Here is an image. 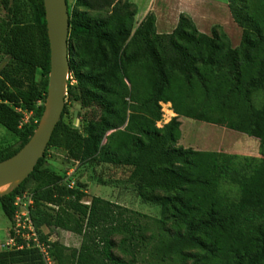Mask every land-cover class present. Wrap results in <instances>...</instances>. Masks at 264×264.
<instances>
[{
  "label": "trees",
  "instance_id": "trees-1",
  "mask_svg": "<svg viewBox=\"0 0 264 264\" xmlns=\"http://www.w3.org/2000/svg\"><path fill=\"white\" fill-rule=\"evenodd\" d=\"M227 1L242 29L237 48L221 30L200 32L186 14L161 34L153 12L136 21L138 7L130 0L68 4L66 99L86 111L84 123L75 128L65 120L66 103L33 173L0 198L11 219L15 198L34 185L32 219L41 239H49L43 228L82 238L69 254L52 243L57 264H264V161L180 145L186 118L258 139L264 149V0ZM27 3L36 22L22 21L15 4L13 20L0 24V55L9 59L0 70V125L14 138L0 144V162L31 139L47 98L44 1ZM162 103L176 116L158 126ZM19 109L33 120L24 123ZM50 148L79 165L126 173L143 203L161 207L159 231L145 216L100 197L85 204L83 189L62 185L44 167ZM3 253L2 264H45L37 250Z\"/></svg>",
  "mask_w": 264,
  "mask_h": 264
},
{
  "label": "rangeland",
  "instance_id": "rangeland-1",
  "mask_svg": "<svg viewBox=\"0 0 264 264\" xmlns=\"http://www.w3.org/2000/svg\"><path fill=\"white\" fill-rule=\"evenodd\" d=\"M67 1L71 7L75 3V0ZM197 1L200 2L201 7H191L188 10H190L193 16H196L195 24L199 31L207 35H212L213 29L216 28L217 31L221 30L228 35L234 48L239 47L242 41V29L233 20L228 8V1L209 0L215 4H210L205 0ZM167 3L155 5V9L159 15V28L164 33L170 28L172 30L170 29L169 32L174 30L175 24L178 23L181 14L187 15V8L181 9L183 7L182 4H176L175 1L172 3L167 1ZM15 4L20 6L22 21L26 23L36 22V18L31 13L27 0H10L8 7H5L3 0H0V24L13 20ZM137 22L139 23V21ZM8 61L9 59L6 56L0 55V70ZM37 79H40L39 75ZM66 103L68 112L64 117L65 120L70 122L73 127L81 128L84 123L86 111L74 101L66 99ZM161 106L164 117L158 126H163L176 116L171 104L162 103ZM30 120H33V116L24 118V123H28ZM180 120L182 122L180 145L185 148H193L198 151L220 152L264 161V149H262L258 139L216 125L201 123L186 118H181ZM13 141V136L0 125V144L12 143ZM44 167L53 169L62 185L76 186L77 188L83 189L88 195L83 201L85 204H89L93 197H100L145 216L144 220L152 226L153 230L156 232L159 231L155 221L162 218L161 207L143 203L134 190V187L127 182L128 175L126 173L102 165H79L67 160L66 153L55 148L49 149L47 157L45 158ZM106 182L111 183L107 184ZM34 189L35 186L33 185L22 194L27 192L33 193ZM11 222L12 218L9 219L4 214L0 204V264H2L1 255L4 254L3 252H8L2 250L1 245L9 236ZM43 232L48 234V240H51L53 244H61L66 249L67 254L78 250L82 243L80 236L61 229L43 228ZM169 264L175 263L171 262Z\"/></svg>",
  "mask_w": 264,
  "mask_h": 264
},
{
  "label": "water",
  "instance_id": "water-1",
  "mask_svg": "<svg viewBox=\"0 0 264 264\" xmlns=\"http://www.w3.org/2000/svg\"><path fill=\"white\" fill-rule=\"evenodd\" d=\"M51 51V70L44 112L28 143L13 157L0 162V198L12 194L44 157L61 121L70 79V14L67 0H43Z\"/></svg>",
  "mask_w": 264,
  "mask_h": 264
},
{
  "label": "built area",
  "instance_id": "built-area-1",
  "mask_svg": "<svg viewBox=\"0 0 264 264\" xmlns=\"http://www.w3.org/2000/svg\"><path fill=\"white\" fill-rule=\"evenodd\" d=\"M19 112L24 115V118L32 116V113ZM69 188H73L69 186ZM34 194L25 193L16 197L14 201L15 214L13 215L9 236L1 245V249L14 252L23 250H37L45 264H56L53 257V248L51 240L44 242L41 239V234L34 225L32 219V210L34 206ZM45 235V233H44Z\"/></svg>",
  "mask_w": 264,
  "mask_h": 264
},
{
  "label": "crops",
  "instance_id": "crops-1",
  "mask_svg": "<svg viewBox=\"0 0 264 264\" xmlns=\"http://www.w3.org/2000/svg\"><path fill=\"white\" fill-rule=\"evenodd\" d=\"M130 1L132 3H134V4H136L137 7H138V15H137L136 19H137V21H139V23L150 12H153L156 15V17H157V30L161 34H169V33H171V32H169V30L170 29L172 30V28H170L168 31H166V33H164V31L160 30V28H159V23L160 22H159V17H158L159 15H158V11L155 9V5L156 4H168L167 1H170L171 3L175 1L176 4H179V5L182 4L183 7L181 9H183V8L186 9L187 8L186 9L187 15H189L193 19L194 23H196V16H193L192 13L190 12V10H188V8L191 9V7L194 8V7H197V6L201 7L200 6V2H198L197 0H165L163 2H162V0H130ZM205 1H207L210 4H215L214 2L209 1V0H205ZM171 3H169V4H171ZM177 24L178 23L175 24L174 29L176 28ZM168 28H169V26H168Z\"/></svg>",
  "mask_w": 264,
  "mask_h": 264
}]
</instances>
